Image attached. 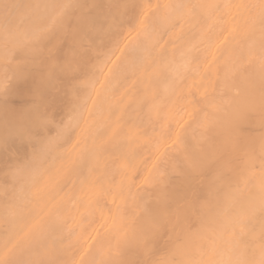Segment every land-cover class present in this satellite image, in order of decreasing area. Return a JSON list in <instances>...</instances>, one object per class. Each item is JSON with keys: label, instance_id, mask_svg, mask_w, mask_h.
I'll return each instance as SVG.
<instances>
[{"label": "bare ground", "instance_id": "6f19581e", "mask_svg": "<svg viewBox=\"0 0 264 264\" xmlns=\"http://www.w3.org/2000/svg\"><path fill=\"white\" fill-rule=\"evenodd\" d=\"M0 264H264V0H0Z\"/></svg>", "mask_w": 264, "mask_h": 264}]
</instances>
